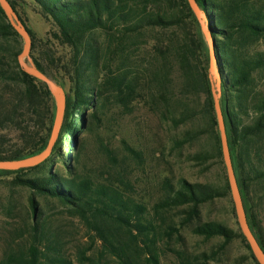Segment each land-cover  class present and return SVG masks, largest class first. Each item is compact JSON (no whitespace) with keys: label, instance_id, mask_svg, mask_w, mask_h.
<instances>
[{"label":"trees","instance_id":"1","mask_svg":"<svg viewBox=\"0 0 264 264\" xmlns=\"http://www.w3.org/2000/svg\"><path fill=\"white\" fill-rule=\"evenodd\" d=\"M31 1L53 26L50 41H57L67 50L57 57L45 44L42 59L35 58L36 68L56 81L51 72L63 76L70 84V94L64 123L50 157L33 168L0 171V176L14 175L15 185L32 192L35 215L39 214L36 196L67 207L97 233L105 249L122 264H132L135 249L147 259L150 255L151 263L159 264V242L178 232L175 225L160 224L162 215L185 208L188 219L195 216L202 205L231 194L229 181L222 188L181 180L177 187L167 179L162 184L165 196L151 214L148 206L133 196L135 173L146 161L144 151L124 141L120 152L105 145L99 136L98 155L103 157V164L93 161L88 165L77 139L82 132L93 131L88 123L91 110L96 128L107 127L110 99L104 96L106 87L118 89L117 100L126 110L133 111L136 97H143L139 79L125 71L117 77L111 69L104 72L103 68L108 66L102 61L111 54L120 53L122 58L124 39L145 30L158 31L163 36L148 51L153 61L148 67L146 105L176 126L195 124L185 131V144L211 136V151L200 153L199 158L219 159L223 163L210 77V49L201 25L188 0ZM196 1L207 15L215 42L222 81L221 106L248 222L264 250V52L253 47L264 38V2ZM9 2L18 14L16 0ZM24 25L33 40L34 57L38 51L35 37ZM101 35L106 36V50ZM14 37L21 38L0 5V161L22 160L43 153L49 145L56 115V102L49 86L21 67L22 49L14 50ZM115 43H119L118 50L113 49ZM175 79L180 85L177 94L171 91ZM66 138L71 139L69 145L74 155L63 154ZM12 142L15 144L11 145ZM57 161L60 168H56ZM115 230L125 231L129 242L119 241ZM31 231L27 250L9 255L0 264H71L58 241L51 240L43 220L31 224ZM194 233L208 239L223 238L224 248L240 237L250 257L259 264L241 230L234 232L221 223L209 222L199 224ZM179 264L194 263L181 256Z\"/></svg>","mask_w":264,"mask_h":264},{"label":"rangeland","instance_id":"2","mask_svg":"<svg viewBox=\"0 0 264 264\" xmlns=\"http://www.w3.org/2000/svg\"><path fill=\"white\" fill-rule=\"evenodd\" d=\"M260 1L264 2V0ZM16 3L18 15L33 32L38 48L37 53L33 54L34 57L30 55V58L26 60L29 65L36 67L35 58L42 59L41 51L45 44L54 50L57 57L67 53V50L59 46L57 41H50L53 26L31 0H16ZM161 33L158 31L148 33V30H145L134 34L124 39L122 58V54L118 53L103 59L102 64L108 66L103 68L104 72L111 69L117 77L120 72L125 71L129 72L130 77L139 79L141 84L139 88L143 97H136L133 111L130 112L117 100L118 89L112 86L108 89L106 87L104 96L110 99L106 110L110 118L107 127L96 128V123L91 117L94 111L91 110L88 113V123L93 131L82 132L77 139L78 145L84 148V162L88 165L93 161L95 164H103V157L98 155L99 136L105 145L118 149L120 152H122L124 141L144 151L146 161L143 168H139L135 173L136 191L133 196L140 202H144L151 214L154 213V207L165 196L162 184L167 179H170L177 187L181 180H185L188 184H213L222 188L229 181L224 159L223 164L219 159L202 161L199 158L200 153L211 151L213 140L211 136L205 135L201 139L185 144L183 143L185 131L193 128L195 124L176 126L173 121L164 119L159 111H151L146 105L148 103V67L153 61L148 51L156 40L163 36ZM100 40L106 50L108 45L106 36L101 35ZM11 45L14 50L22 49L23 51L24 39L14 37ZM118 45L119 43H115L113 49H117ZM253 47L255 50L264 52V38L255 42ZM51 73L58 82L49 78L62 86L66 94H70L69 82L55 71ZM172 83L171 91L175 94L179 93V82L175 79ZM177 100L179 99H175ZM174 107L176 110V106ZM12 138H15L14 134ZM70 142L71 139L66 138L63 148V154L66 156L70 152L72 155L75 153L71 150ZM14 144V142L11 143V145ZM60 167L61 164L57 161L56 168ZM14 178V175L0 176V262L9 255L27 250L31 242V224L43 220L51 240L58 241L71 264H122L117 256L105 249L97 233L79 217L72 215L67 207L53 200L36 196L39 214L35 215L31 204L32 192L28 188L15 185ZM187 210L176 208L166 211L159 220L164 227L175 225L178 229L173 238H163L159 242L157 251L159 264H179L181 256L187 257L194 264H256L250 257L242 238L234 239L224 248L223 238L208 239L194 233V229L199 224L209 222L221 223L234 232L241 230L232 193L202 205L198 213L189 219ZM187 219L188 222H186ZM262 219L264 224V212ZM115 233L119 241L129 242V236L125 231L115 230ZM42 249L44 250V247ZM132 257V264H153L150 255L147 259V256L142 255V252L137 249L134 250Z\"/></svg>","mask_w":264,"mask_h":264},{"label":"water","instance_id":"3","mask_svg":"<svg viewBox=\"0 0 264 264\" xmlns=\"http://www.w3.org/2000/svg\"><path fill=\"white\" fill-rule=\"evenodd\" d=\"M188 2L201 25L202 31L210 49V77L213 82L212 91L215 102V110L218 120V128L221 135L224 162L228 172L231 193L234 200L239 225L258 263L264 264V250L260 245L259 241L257 240L256 236L254 235L248 222L247 212L244 206L243 198L241 195L231 156L225 118L221 106L222 81L218 70V59L215 52V42L212 36V32L210 30L207 15L203 12L196 0H188ZM0 5L5 11L6 16L9 19V22L11 23L13 28L24 39V48L22 53L19 55V63L21 67L27 74L46 83L49 86L56 102V115L53 131L49 145L46 150L39 155L22 160L0 161V171H18L21 169L36 167L46 161L52 154L54 145L59 136V132L62 129L64 123L67 108V94L62 86L56 84L52 79H50L46 74L38 70L35 66L28 64L26 60L30 58L32 52V37L22 20L20 19L19 15L13 8L12 4L9 2V0H0Z\"/></svg>","mask_w":264,"mask_h":264}]
</instances>
